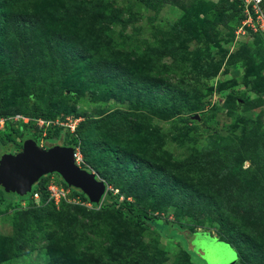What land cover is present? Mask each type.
<instances>
[{
    "label": "rangeland",
    "instance_id": "1",
    "mask_svg": "<svg viewBox=\"0 0 264 264\" xmlns=\"http://www.w3.org/2000/svg\"><path fill=\"white\" fill-rule=\"evenodd\" d=\"M222 2L226 3L225 0H179L176 4L160 1L156 7H150L141 0H47L46 5L50 9L46 14H65L70 13V9L73 12L84 9L85 22L94 36L112 37L124 50L144 52L147 57L154 59L161 57L164 63L161 77L169 82L171 88L181 90L182 116H187L189 121L183 122L179 116L163 119L155 117L148 108H143V111L139 112L132 107L131 112H135L144 126L140 134L141 141H138L140 150L130 156L131 160L146 158L162 164L167 163L168 166L181 161H197L202 171L210 174L214 173L218 166L224 165L225 176L222 174L216 178L211 175L208 183L225 192L231 208L240 217L243 216L246 226L256 232L255 239L264 244V224L256 209L259 205L257 202L252 204L253 197L255 199L259 197L248 184L250 173L255 171V166L244 153L248 149L247 146L253 144L264 132V81L259 77L260 73L264 76V64L259 66L261 70L259 73L251 71L252 69H248L247 72L244 63L228 62L230 55L239 48L241 42H251L254 36L249 28L245 34L240 31L237 18L230 21L227 26L223 23H214L215 20H220L217 7H222ZM180 19L196 21L193 26L190 24L177 26ZM6 65V61L0 65L2 82L0 97L10 106L9 101L12 100L14 103V97L24 92L22 76L25 72H14L8 76L5 72ZM167 66L170 67V71ZM41 68L43 70L38 68L35 76L43 80L41 86L43 89L46 88L47 98L44 96L43 103L48 100L47 104L52 107L57 106L62 100L67 101L68 109H73L81 116L79 118H73V115L66 116L72 119L66 120L68 125L66 127L70 130L75 124V119L80 121L85 117L103 118L117 109L131 110L129 100L100 99L91 94L88 91L89 80L83 87L77 88L74 97L57 98L56 102L51 97L48 99L50 87L59 77L54 76L49 65ZM81 73L87 75L86 72ZM89 76L92 79L96 77L94 72ZM255 76L259 78L260 89L251 92V81L247 80ZM228 80H235V85L227 91H219L218 85ZM82 88H85L84 92H81ZM246 94H249L251 106H246L243 99L239 98ZM236 102L237 111L233 110ZM5 112L10 113L8 110ZM22 113L17 114L28 117ZM12 121L17 127L19 122L13 119ZM21 122L24 123L23 120ZM4 126L0 130L5 131ZM101 126H104L105 132L110 133L109 122L104 121ZM105 132L101 133V136ZM31 138L29 133L22 137L24 142ZM44 143L47 144L43 141L39 145L44 147ZM63 143L57 141L52 145ZM14 146L13 142L0 141V158L5 152L15 151ZM77 148L83 163L91 166L99 176L96 164L91 161V151L88 149L87 154H84L80 146ZM215 149L226 154L217 162L212 158V152L218 151ZM128 158L121 154V159L125 163L127 160L130 161ZM196 158L203 161L199 162ZM227 168L231 170L227 171ZM131 169L134 170L135 166L132 165ZM59 178L62 179L53 174L45 180L49 185L54 183L58 185ZM205 181L207 182V179ZM227 181L231 183L229 186ZM152 182L154 183V179ZM36 185L37 183L33 188ZM108 187L115 194H119L120 200L134 201L136 206L143 205L150 211L151 216L159 217L160 221L168 219L169 223L183 221L192 224L187 215H180L181 207L171 205V198L167 195L136 197L133 195L132 186L125 182L123 176L116 181H108ZM196 187L201 193L204 192L202 184H196ZM29 195L30 193L25 196L7 193L0 186V236L15 235L16 238L18 230L16 223L23 216L24 218L28 216L26 210L32 211L41 207V202L27 205L23 199L29 201ZM67 203L64 208L58 210L59 213L56 211L59 226L46 227L43 230L44 234L34 243V250L0 264H48L45 251L48 234H53L60 244L63 242L67 246L68 255L82 254L88 264H133L136 258L129 259L132 254L143 256L147 264H176L180 257L188 258L181 248L190 251L195 264H222L237 255L235 248L229 243L218 241L222 229L215 222L207 221L202 226H195L198 234L193 236L168 226L165 232L169 235L164 236L154 226L137 225L128 216L113 209H104L103 206L94 204L85 206ZM246 203L249 210L243 208ZM225 206L229 208L227 204ZM25 248L27 249L28 245ZM255 264H264V259H259Z\"/></svg>",
    "mask_w": 264,
    "mask_h": 264
},
{
    "label": "trees",
    "instance_id": "2",
    "mask_svg": "<svg viewBox=\"0 0 264 264\" xmlns=\"http://www.w3.org/2000/svg\"><path fill=\"white\" fill-rule=\"evenodd\" d=\"M141 1L150 7H156L160 1L169 4L179 3V0ZM225 2H222V7H217L220 20H215L214 23H223L227 26L230 21L237 18L238 27H240L245 19L244 0H225ZM46 4L47 0H0V65L7 62L5 72L8 76L14 72H25L22 76L23 94L15 96L14 103L10 100V106L4 98L0 97V116L10 117L23 112L22 114L25 113L24 115L30 117V122L26 124L19 122L17 127L14 122L7 121L4 127L6 130H0V141L13 142L15 145L13 152L20 151L24 144L22 137L29 133L38 144L46 141L47 144L44 143V147L49 148L57 141H63V145L75 148L80 146L84 154H87L89 149L91 161L96 164L99 176L106 178L107 185L108 181H116L123 176L125 182L132 186L133 195L136 197L167 195L171 198V205L181 207L182 214L180 215H187L192 224L189 225L188 222L183 221L169 223L168 219L160 221L159 217L151 216L150 211L143 205L136 206L134 201L120 200L119 194H115L109 187L103 201L99 204L93 203L94 205H101L104 209L110 208L120 214H125L137 225L154 226L164 236L169 235L165 232L168 226L179 229L188 236H193L198 234L195 226H202L207 221L215 222L222 229L218 241L229 243L235 248L238 255L236 264H255L259 259H264V244L255 239L256 232L249 229L243 216L240 217L231 208L230 200H227L225 192L208 183L211 175L216 178L221 177L222 174L225 176L226 167L224 165L218 166L214 173L210 174L204 173L197 161H181L168 166L167 163L162 164L146 158L131 160L130 156L140 150L138 141H141L140 134L144 126L135 112H131L132 107L139 112L143 111V108H148L155 117L163 119L179 116L183 122L189 121L187 116H182L181 90L171 88L169 82L161 77L164 66L161 57L154 59L147 57L144 52L124 50L121 44L112 37L94 36L85 22L84 9L80 12L78 10L73 12L70 9L71 12H65V14H46L50 9ZM195 21L180 19L177 26L186 24L193 26ZM231 29L235 30V28ZM249 29L252 31L251 28ZM252 36H254L253 41L241 42L239 48L230 55L228 62L244 63L247 72L248 69H252L251 71L260 73L259 66L264 64L262 62L264 61V33L252 32ZM45 65H49L54 76L59 77L50 87L48 99L51 97L56 102L57 98L74 97L77 88L83 87L89 80L88 91L91 94L100 99L129 100L131 110L117 109L103 118L85 117L77 123L74 131L65 125L56 123L57 119L65 121L66 116L73 115V118L81 116L73 109H68L67 101L62 100L57 106L52 107L47 104L48 100L43 103L46 88H42L43 80L36 78L35 75L38 72L36 70L44 68ZM167 67L170 71V67ZM82 71L88 76L81 73ZM93 72L96 77L92 79L89 75ZM260 74L259 77L264 81V76ZM247 81H251V92L260 89L257 76ZM1 84L0 80V88ZM234 85L235 80H228L218 85V89L227 91ZM84 91L85 88H82L81 92ZM239 98L243 99L246 106L252 105L249 94ZM237 104L238 102L233 106L235 111L238 110ZM40 119L46 122L43 126L38 123ZM104 121L110 123V133L105 132L104 126H101ZM103 132L105 134L101 136ZM247 147L244 153L255 166V171L250 173L248 184L259 197L257 199L253 197L252 204L258 203L257 213L264 224V132ZM131 150H133L132 153ZM215 150L218 151L212 152V158L214 162H217L226 154L219 149ZM121 154L129 157L130 161L127 160L125 163L121 159ZM196 159L199 162L203 161L200 158ZM132 165L135 166L134 170L131 169ZM82 167L92 170L91 166L85 163H82ZM230 170L227 168V171ZM50 175L42 177L30 192V199L26 204L36 202L32 195L38 191L41 195V207L32 211L26 210L28 216L25 218L23 216L16 223L18 225L17 237L14 238L15 235L0 236V263L30 253V250L35 249L34 243L40 235L44 234L43 230L46 227L59 226L56 211L59 213L58 210L68 203L65 200L59 204L55 201H48L49 182L45 179ZM58 182L71 188L73 196L79 195L81 200L90 201L84 193L74 190L63 179L59 178ZM195 183L202 184L204 192L201 193ZM236 183L240 184L239 181ZM227 184L229 186L231 183L227 181ZM1 188L4 190L3 187ZM230 195L229 192V197ZM260 199L263 202L260 203ZM23 201L25 202V199ZM226 204L230 209L226 208ZM243 208L250 209L247 203ZM52 235L46 236L45 251L48 264H88L82 254L68 255L67 246L63 242L60 244L59 240ZM181 249L188 258L180 257V261L176 264H195L190 251ZM130 258H136L133 264L148 263L143 256L132 254Z\"/></svg>",
    "mask_w": 264,
    "mask_h": 264
},
{
    "label": "water",
    "instance_id": "3",
    "mask_svg": "<svg viewBox=\"0 0 264 264\" xmlns=\"http://www.w3.org/2000/svg\"><path fill=\"white\" fill-rule=\"evenodd\" d=\"M54 173L93 203H101L107 193L105 180L76 163L73 146L56 144L44 148L31 138L24 142L20 151L5 152L0 158V186L7 193L25 196L42 177ZM237 260L238 255H235L222 264H236Z\"/></svg>",
    "mask_w": 264,
    "mask_h": 264
},
{
    "label": "built area",
    "instance_id": "4",
    "mask_svg": "<svg viewBox=\"0 0 264 264\" xmlns=\"http://www.w3.org/2000/svg\"><path fill=\"white\" fill-rule=\"evenodd\" d=\"M244 5H245L244 6L245 19L243 20L242 25L240 26V31H242L243 34H245L247 28H251L252 29V31H250L251 34L252 32L264 33L263 0H244ZM12 119L16 120L17 122H21L23 120L25 124L30 122V119L28 117L22 116L20 114H17L13 117L0 116V129L3 128L4 124L7 121H11ZM66 120L68 121L72 119L70 117H66L65 121ZM65 121L58 119L56 123L68 126L66 125L67 121L66 122ZM78 121H79L78 119H75L74 126L70 125L72 131L76 129ZM38 123L40 126H43L46 122L40 119L38 120ZM75 159H76V163L82 167L83 158L80 155L78 148L75 150ZM47 191H48V201H55L56 204H59L62 200H65L69 203H78L85 206L93 205V202L91 201L81 200V197L79 195L73 196L71 188L66 187L63 184H59V183L58 185H55V183L51 184L48 186ZM32 198L36 202H41V195L38 191L33 193Z\"/></svg>",
    "mask_w": 264,
    "mask_h": 264
},
{
    "label": "clouds",
    "instance_id": "5",
    "mask_svg": "<svg viewBox=\"0 0 264 264\" xmlns=\"http://www.w3.org/2000/svg\"><path fill=\"white\" fill-rule=\"evenodd\" d=\"M41 146V145H40ZM41 147H43V146H41ZM45 148V147H44ZM77 148H75V150H76ZM84 168V167H83Z\"/></svg>",
    "mask_w": 264,
    "mask_h": 264
}]
</instances>
